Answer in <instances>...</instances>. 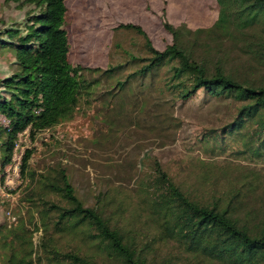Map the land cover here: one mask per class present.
I'll return each instance as SVG.
<instances>
[{"label":"trees","instance_id":"16d2710c","mask_svg":"<svg viewBox=\"0 0 264 264\" xmlns=\"http://www.w3.org/2000/svg\"><path fill=\"white\" fill-rule=\"evenodd\" d=\"M214 1L218 14L206 32L208 37L241 39L264 68V0ZM5 2L29 6L32 12L25 18L24 31L10 27L4 32L11 40L0 39V48L16 53L19 67L0 80V118L4 121L0 120V177L11 162L19 134L28 130L33 140L73 120L82 109L108 104L133 91L144 94L148 90L169 98L162 103L157 99L145 109L144 114L152 119L149 131L160 117L154 113V104L178 101L185 105L200 93L208 99L231 100L236 106L233 118L220 129L202 134L197 143L210 157H217L224 154L226 140L235 138L250 158L264 156V81L230 73L219 54L198 55L170 24H163L171 37L163 51L153 47L139 26L119 25L122 33L132 31L143 38V55L127 54L124 63L108 64L105 69L89 68L71 63L67 0ZM31 154L25 151L20 168L26 182L21 198L24 218L16 224L0 223V264H97L93 256L69 247L74 244L64 250L60 241L66 237L100 251L109 264H147L143 250L149 245L141 249L133 245L124 239L120 222L105 216V204L99 202L105 193L86 207L76 197L66 169L32 168ZM150 160L145 154L140 164ZM202 169L185 182L158 161H151L148 171L152 175L145 182L151 190L147 199L156 217L157 240L187 245L190 256L201 253L212 262L264 264V177L245 167L226 172L217 162L204 163ZM227 173H232L229 180L224 178ZM160 264L173 263L167 259Z\"/></svg>","mask_w":264,"mask_h":264},{"label":"rangeland","instance_id":"374dc122","mask_svg":"<svg viewBox=\"0 0 264 264\" xmlns=\"http://www.w3.org/2000/svg\"><path fill=\"white\" fill-rule=\"evenodd\" d=\"M66 5L72 65L105 69L108 64L124 63L127 54L142 56L143 38L132 31L122 33L118 29L121 24L139 26L153 47L163 51L171 43L163 28L167 23L179 31L185 45L198 55L219 54L230 73L264 81V68L254 60V50L241 39L222 41L208 37L206 32L218 14L214 0H67ZM31 12L29 6L0 0V39L11 40L9 33L4 32L10 27L24 31L25 18ZM15 58L13 50L0 48V80L19 71ZM103 84L106 85L105 81ZM157 99L162 103L169 98L148 90L144 94L129 92L108 104L82 109L73 120L40 133L33 140L28 130L19 134L17 148L0 181V223L16 224L20 217L24 218L26 208L21 198L26 182L20 168L22 156L28 150L32 152L30 167L39 171L48 165L66 169L76 197L86 207L93 206L96 197L105 193L99 201L105 204V216L120 222L124 239H130L133 245L140 249L149 245L143 250L147 264H160L167 259L173 264H222L205 259L201 253L190 256L187 245L157 240L156 217L147 199L151 190L145 182L152 175L148 171L151 161H158L169 174L186 182L194 174L202 173L204 163L215 162L226 172L245 167L264 177V156L250 158L235 138L226 140L224 154L217 157H210L197 143L202 134L220 129L233 118L236 106L231 100L208 99L200 93L185 105L178 101L154 104V113L160 117L153 125L156 128L149 131L152 119L144 113ZM145 154L151 160L140 164ZM14 167L17 173L13 172ZM230 176L232 173H227L224 178L229 180ZM38 237L39 233L34 234L35 244ZM60 244L64 250L74 244L69 247L76 246L83 254L93 256L97 264H109L100 251L78 238L66 237Z\"/></svg>","mask_w":264,"mask_h":264},{"label":"built area","instance_id":"2783aa9c","mask_svg":"<svg viewBox=\"0 0 264 264\" xmlns=\"http://www.w3.org/2000/svg\"><path fill=\"white\" fill-rule=\"evenodd\" d=\"M17 148V144H15V147H14V151H15V149ZM16 167H14L13 168V172H16L17 173V170H14ZM6 169V168H5ZM5 169H4V171H5ZM18 169V168H17ZM18 175H19V172H18ZM2 178H3V175L0 177V181H2ZM6 178V177H5ZM8 215H10L9 213H7ZM10 219V218H9ZM11 220V219H10ZM12 220H14V219H12ZM15 221V220H14Z\"/></svg>","mask_w":264,"mask_h":264}]
</instances>
